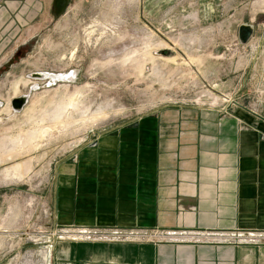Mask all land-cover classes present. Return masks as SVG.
<instances>
[{"label":"rangeland","instance_id":"obj_1","mask_svg":"<svg viewBox=\"0 0 264 264\" xmlns=\"http://www.w3.org/2000/svg\"><path fill=\"white\" fill-rule=\"evenodd\" d=\"M0 70V264H48L67 153L163 106L264 99V0H66L59 15L30 10L0 27ZM35 73L75 76L50 85Z\"/></svg>","mask_w":264,"mask_h":264},{"label":"crops","instance_id":"obj_2","mask_svg":"<svg viewBox=\"0 0 264 264\" xmlns=\"http://www.w3.org/2000/svg\"><path fill=\"white\" fill-rule=\"evenodd\" d=\"M57 1L0 0V27ZM51 197L61 228L264 231V99L163 106L102 131L58 162ZM48 264H264V244L55 240Z\"/></svg>","mask_w":264,"mask_h":264},{"label":"built area","instance_id":"obj_3","mask_svg":"<svg viewBox=\"0 0 264 264\" xmlns=\"http://www.w3.org/2000/svg\"><path fill=\"white\" fill-rule=\"evenodd\" d=\"M198 104V103H195ZM191 237L195 240L211 239L228 244H264V231H232L228 233H187L173 231H159L147 229H122V228H64L55 231V240H72L83 242H107V243H126V242H175L184 241ZM191 240V239H190Z\"/></svg>","mask_w":264,"mask_h":264},{"label":"water","instance_id":"obj_4","mask_svg":"<svg viewBox=\"0 0 264 264\" xmlns=\"http://www.w3.org/2000/svg\"><path fill=\"white\" fill-rule=\"evenodd\" d=\"M65 2L66 0H58L57 1V6H56V15L61 14L64 9H65ZM254 35V27L252 25L248 24H243L239 26L238 29V39L239 43L242 45H247L249 41L252 39ZM6 68L9 67V64L5 66ZM1 72V70H0ZM72 74V73H70ZM55 74H49V73H35L29 76L30 79L33 81H51V77ZM73 79V78H71ZM57 81H64V80H56ZM54 82V83H55ZM50 85L53 83L49 82ZM38 88L37 84H34L33 86L30 87V91L36 90ZM29 95H24L19 98H15L11 102V107L14 112H20L22 109L25 107V105L28 102Z\"/></svg>","mask_w":264,"mask_h":264},{"label":"bare ground","instance_id":"obj_5","mask_svg":"<svg viewBox=\"0 0 264 264\" xmlns=\"http://www.w3.org/2000/svg\"><path fill=\"white\" fill-rule=\"evenodd\" d=\"M75 76V74L74 73H72V74H61V75H53L52 77H51V83L52 82H55L56 80H64V81H66V80H68V79H71V78H73ZM28 84H29V82H28ZM36 84V83H35ZM5 105V104H4ZM70 107H72V106H70ZM64 108V107H63ZM63 112H64V109H63ZM15 113H17V112H15ZM57 117V116H56ZM98 117V116H97ZM105 116H104V114L102 113V114H100L99 115V118H104ZM94 118V117H93ZM60 119H61V117H60ZM98 119V118H97ZM58 120V119H57ZM56 120V121H57ZM92 122H96V119L94 118V119H92ZM34 134V133H33ZM30 137V136H29ZM34 138V137H33ZM11 141L12 142H17V138H11ZM32 145V144H31ZM27 165V164H26ZM20 166H22V165H20ZM20 166H16V168L15 169H17L18 171H19V169H20ZM24 167H26V166H24ZM23 167V168H24ZM25 170V169H24ZM27 170V169H26Z\"/></svg>","mask_w":264,"mask_h":264}]
</instances>
